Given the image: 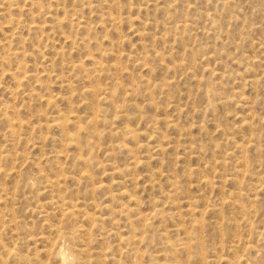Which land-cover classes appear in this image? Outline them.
Wrapping results in <instances>:
<instances>
[{
    "label": "rangeland",
    "instance_id": "rangeland-1",
    "mask_svg": "<svg viewBox=\"0 0 264 264\" xmlns=\"http://www.w3.org/2000/svg\"><path fill=\"white\" fill-rule=\"evenodd\" d=\"M0 264H264V0H0Z\"/></svg>",
    "mask_w": 264,
    "mask_h": 264
},
{
    "label": "bare ground",
    "instance_id": "bare-ground-1",
    "mask_svg": "<svg viewBox=\"0 0 264 264\" xmlns=\"http://www.w3.org/2000/svg\"><path fill=\"white\" fill-rule=\"evenodd\" d=\"M111 2H112V1H111ZM108 16H109V15H108ZM109 17H110V16H109ZM108 21H109V20H108ZM114 22H115V21H114ZM178 22H179V21H178ZM185 22H186V21H185ZM9 23H10V22H9ZM32 23H33V22H32ZM32 23H31V24H32ZM183 26H184V25H183ZM183 28H184V27H183ZM174 29H175V27H174ZM178 29H179V28H178ZM60 54H61V53H60ZM76 118H77V117H76ZM57 120H58V119H57ZM67 121H68V120H67ZM45 122H46V121H45ZM64 122H65V121H64ZM53 123H54V122H53ZM51 124H52V123H51ZM56 124H57V123H56ZM56 124H55V126H56ZM64 124H65V123H64ZM64 124H63V125H64ZM41 125H42V124H41ZM52 125H53V124H52ZM65 125H66V124H65ZM42 126H43V125H42ZM46 126H47V125H46ZM50 126H51V125H50ZM61 127H62V126H61ZM51 128H52V127H51ZM65 129H66V128H65ZM87 193H88V192H87Z\"/></svg>",
    "mask_w": 264,
    "mask_h": 264
}]
</instances>
